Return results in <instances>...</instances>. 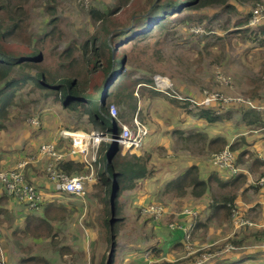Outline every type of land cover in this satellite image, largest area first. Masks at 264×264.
<instances>
[{
  "label": "rangeland",
  "instance_id": "1",
  "mask_svg": "<svg viewBox=\"0 0 264 264\" xmlns=\"http://www.w3.org/2000/svg\"><path fill=\"white\" fill-rule=\"evenodd\" d=\"M229 4L234 8L231 13L221 7L189 10L188 12L183 10L184 15L196 16L203 20L201 23L185 27L170 26L168 31L155 34L147 41L148 47L145 54L136 53L131 44H125L124 50L134 59L130 71H134L133 79L138 81L133 93L136 110L133 112L128 107L115 105V114L111 111V107L109 113L120 128L126 126L130 131L133 130V119H138L145 126L147 137L142 140L141 146L136 148L133 154L142 155L143 151L150 153L147 167L150 175L137 180L133 189L126 190L118 197V202L122 207L121 215L125 221L119 229L118 239H121L122 243L116 248L114 264H159L162 261L152 263L156 249H159L157 252L167 249V252L163 251V260L172 256L174 260L179 257L180 262L190 257L193 253L192 247L208 244L211 234L209 233L204 239L200 236L203 230L198 231L191 242L192 225L194 224L195 227L194 220L198 218L196 216H199L195 213L196 209H192L195 205L187 201V195H181L178 189L166 188V186L189 166L199 164L201 161L203 167H206V172L218 168L230 175L237 173H231L214 165L212 154H207V149L199 140H195L194 137L187 139L191 134L188 132L190 129L203 124L195 117L188 115L181 102L177 103L172 99L171 94L194 98L193 100L196 101L204 98V92L219 94L220 97L240 96L250 100L256 107L262 108L256 112L261 114L262 121H264V0L256 4L229 0ZM117 5L118 0H28L25 5L29 14L27 35L33 45L47 35L40 41H46L45 54L61 53L74 42L79 46L82 40L95 31L96 13H108L110 16ZM90 9L94 10V14L89 12ZM250 13L253 17L250 18L247 26L240 28L242 32L235 31L233 26L247 20ZM215 14L220 16L212 21ZM116 15L117 13L112 16ZM170 20L171 18H168V21ZM223 26L229 29L224 30ZM198 30L199 32H194ZM116 50L118 53L123 51L121 46ZM75 57L80 61L79 53L75 54ZM219 75L227 79L228 83H219L217 81ZM148 77H151L152 83L145 82ZM255 86L259 88L258 95L256 97L246 95V92ZM152 88L157 92L153 98L150 97ZM210 106L218 110L220 103L214 102ZM227 107L233 112L231 119L209 128L211 130L209 136L225 135L233 141L244 134L243 136L246 135L245 137L251 144L247 149L253 148L251 152L255 153L259 161L264 163L262 159L264 156L262 121L246 126L241 121V114L237 113L236 108L240 110L247 107L236 104ZM120 112H122V117L119 116ZM37 114L40 115L39 127L33 128L29 126L27 120ZM0 125L3 126L0 129V171L8 170L27 157L34 156L41 144L52 141L56 147L58 144L60 152L67 157L70 142L68 139L59 137L61 130L94 132L85 114L62 107L61 103L54 101L52 97L44 98L43 91L28 93V86L17 91L15 100L7 107L5 118ZM106 135L109 134L106 133ZM110 140H102L99 143L95 153V162L97 159L99 163L101 162L105 147L112 143ZM89 152L92 155L91 145ZM256 152L259 153L258 156ZM122 154L126 152L122 151ZM202 154L207 155L203 157ZM232 158L238 171L242 170L239 164L248 165L252 161L248 156L243 162L238 163H236L237 160L235 161L234 154ZM47 162L48 159L31 162L28 168L26 167L27 173L30 178L34 176L37 179L33 186L40 189V192H43L48 184L50 185L48 193H56L45 170ZM262 166L264 164L259 167ZM93 168L96 176L99 166L95 164ZM215 173L222 176V172L218 170ZM257 174L259 175L258 171ZM261 178L264 176L253 180L255 186L252 188L262 187L264 192V184H259ZM95 180L96 178L85 184L83 203L68 201L65 200L66 198L56 201L65 207V212L61 219L53 223L56 235L53 240L31 237L23 239L15 236L23 224L20 219L17 220L18 213H22L23 216L28 213L40 215L41 206L38 211H30L12 198H9L10 201L7 204L0 205V209L3 210L0 214L2 221L0 222V264H18L20 259L28 256L24 249H29L32 255L46 258L50 264H99L103 255L108 251L109 241L106 230L103 232L100 227L103 212L99 198L94 196L99 193L98 189L93 188ZM216 184L213 182L208 184L206 189L208 195H216L220 192ZM188 191L190 188L185 189V192ZM251 192L256 198L258 193L253 190ZM251 200L250 193L243 197L245 203ZM154 205H160L164 210L173 213L180 212L182 216L188 217V220L181 223L179 221L181 216H177L176 220H170L175 215L169 214L170 216L165 218L162 214L160 218L154 219L143 214V208ZM186 211L190 213L185 214ZM240 211L242 216H245L248 210L243 212L240 209ZM249 219L252 220V218ZM231 224L234 228L233 223L221 226V229L214 227L220 237L226 236V238L216 246L204 247L202 251L204 254L196 258L192 264L204 260L205 257L207 259L202 264H210L213 260L208 261L207 252L209 250L215 256L219 254L220 261L237 257L241 259V256L246 254L245 250L238 247L225 252L224 249L227 246H235L227 243L233 238L232 235L230 236ZM170 225L175 227L172 229ZM188 226H191V229L185 234L184 228ZM176 243L179 244L178 248H173ZM256 245L251 246L256 247ZM63 247H68L70 253L61 258L59 251ZM151 248L155 250L150 251ZM214 251L215 253H212ZM257 252L261 255V259L246 264H264V251L252 249L250 254Z\"/></svg>",
  "mask_w": 264,
  "mask_h": 264
},
{
  "label": "trees",
  "instance_id": "2",
  "mask_svg": "<svg viewBox=\"0 0 264 264\" xmlns=\"http://www.w3.org/2000/svg\"><path fill=\"white\" fill-rule=\"evenodd\" d=\"M27 1L0 0V122L5 118L7 107L15 100L17 91L28 86V93L43 91L44 98L52 97L54 101L60 102L62 107L85 114L92 130L103 136L106 133L111 136L114 127L117 136L121 132L117 122L110 116L109 108L112 105L128 107L133 112L136 110L133 93L138 81L133 79L134 71H130L134 59L124 50L126 43L131 44L136 53L145 54L148 47L147 41L155 34L168 31L170 26L175 28L201 23L202 18L184 15L189 10L221 7L228 13L234 11L229 0H118V5L110 16L108 13L95 14L96 29L82 40L79 46L74 42L61 53L45 54L47 51L46 41H40L47 35H44L43 39L38 40L35 45L31 43L27 35L29 26V14L25 8ZM239 1H247L252 4L262 2V0ZM183 10L186 11L183 12ZM89 12L94 14L93 9H90ZM116 13V16H112ZM219 16L215 14L211 20L215 21ZM248 17L247 20L233 26L235 31L242 32L240 28L244 25L247 26L252 14L250 13ZM168 18L171 20L168 21ZM222 28L229 29L226 26ZM118 43L121 44L118 45ZM119 46L123 49L122 53H118L116 50ZM77 53L80 55V61L75 57ZM150 78L148 77L145 82L152 83ZM258 90V86H255L252 90L247 91L246 95L256 97ZM155 93L157 92L152 88L150 97L153 98ZM183 98L191 99L185 96ZM174 100L177 103L179 101ZM187 100L180 101L184 111L203 124L202 126L196 125L195 129H190L188 132L191 134L187 139L194 137L195 140H199L207 149V154L213 155L228 147L233 154L237 153L236 163L243 162L244 158L248 156L252 160V166L259 167L264 164L259 161L255 153L247 149L249 143L243 136L244 134L230 144L223 136H209L208 133H211L209 128L231 119L233 113L231 108L228 107L223 113H218L214 106H193ZM236 111L241 114V121L246 126L263 120L261 114L249 108L240 110L236 108ZM119 116L122 117V112ZM262 125L264 127V121H262ZM29 126L39 127V125L32 126L30 124ZM2 127L0 125V129ZM98 160L95 163L99 168L96 171L93 188L98 189L99 193L94 196L99 198V203L102 205L103 218L100 227L103 232L106 230L109 241L108 251L103 255L99 264H114L116 248L122 243V240L118 239L119 229L122 228L125 221L121 215L122 207L118 202V197L126 190L133 189L137 180L150 175L147 170L150 153L143 151L142 155L122 154L121 146L115 142L105 147L101 162L99 163ZM26 167L24 170L25 180L32 184L28 181L25 173L28 171ZM86 169L85 163L78 156H71L57 164V170L69 176L84 173ZM199 169V164L189 166L166 188L178 189L181 191V195H187L190 198L204 196L207 193L208 184L217 180L218 176L212 172L207 179H202ZM113 188L115 190L114 214L111 215L110 196ZM187 188H190V191L185 192ZM100 194L101 196H99ZM9 198L5 192H0V205L7 204L10 201ZM56 201L58 200L44 203L41 206L40 215L28 213L23 229H18L19 232L15 233V236L23 239L27 237L55 239L53 223L61 219L65 212V207ZM210 207L214 214H218V218L226 224L232 223L231 208H239L233 196L217 194L212 195ZM1 213L3 210L0 209ZM243 217L247 218L246 215ZM0 222L2 221L0 220ZM230 236L233 238L227 243L235 246H229L248 247L263 240L264 229L244 226L239 230V233L230 234ZM222 248L224 249V246ZM24 251L28 253V256L25 259H20L18 264H50L46 258L32 255L29 249H24ZM109 251L111 255L107 261ZM210 252L211 250L207 253L212 255L213 261L221 258L220 256L217 258ZM59 253L62 258L65 254H69L70 250L68 247H63ZM202 253L184 258L180 264H192L196 258L201 257ZM257 258H261L259 253L247 255L239 260L225 259L222 263H219L221 260L219 259L213 264H246L256 261ZM161 264L168 263L162 262Z\"/></svg>",
  "mask_w": 264,
  "mask_h": 264
},
{
  "label": "built area",
  "instance_id": "3",
  "mask_svg": "<svg viewBox=\"0 0 264 264\" xmlns=\"http://www.w3.org/2000/svg\"><path fill=\"white\" fill-rule=\"evenodd\" d=\"M194 32L197 33L199 30ZM217 81L219 83H228V80L221 75L217 77ZM171 95L172 98L179 101L187 100L183 97L177 96L175 93ZM204 95V98L200 101L193 99H188L187 101H189L193 106L203 107L210 106L214 102H219L220 108L218 109V113L222 110H226L228 108L227 106L232 104L244 105L254 111L262 110V108L256 107L250 100L240 96L220 97L219 94H208L207 92H204ZM110 109L113 114H115V106L112 105ZM39 120L40 115L37 114L28 119L27 122L32 126H38ZM133 120L134 129L130 131L126 126H123V128L121 127L120 135L117 136L115 140H113L109 135L103 136L95 132L61 130L59 132V137L68 139L70 142V150L67 157L57 149L53 141L41 144L34 156H30L27 159L18 162L14 167L8 170L0 171V192H5L7 196L19 203H22L24 207L30 211H38L43 203L55 199L66 198L65 200L68 201H78L83 203V198L85 196V184L95 179V170L93 165L96 163L95 153L99 143L102 140L109 141L111 138L110 141L118 143L122 147L123 152L131 154L136 148L141 146L142 140L147 137L145 126L142 125L138 119ZM90 145L92 155H90L89 152ZM232 154L233 153L227 147L219 153L213 154L211 156L212 162L219 168L225 169L231 173H236L238 169L234 166ZM71 156H78L85 163L87 169L84 173L69 176L57 170V164ZM40 159H48L45 170L48 175V180L54 185V189L56 191L55 194L40 193V191H38L32 184H29L25 180V167L31 162L38 161ZM262 159L264 160V156ZM259 184H264V178L259 180ZM142 212L154 219H158L162 216V214H164V209L160 205H154L152 207L143 208ZM184 213L189 214L190 212L186 211ZM231 219L235 230H240L244 226L249 228H264V223H254V221L244 218L240 209L236 207L231 208ZM170 227L173 229L175 226L170 225ZM190 229L191 226L184 228V233L187 234ZM256 248L264 251V238L258 245H256ZM233 249H235V247L227 246L225 248V252H230ZM208 256V258H211V255L208 254ZM206 259L207 257L196 264H202Z\"/></svg>",
  "mask_w": 264,
  "mask_h": 264
},
{
  "label": "crops",
  "instance_id": "4",
  "mask_svg": "<svg viewBox=\"0 0 264 264\" xmlns=\"http://www.w3.org/2000/svg\"><path fill=\"white\" fill-rule=\"evenodd\" d=\"M221 124V123H219ZM214 126V125H213ZM212 126V127H213ZM210 134V133H208ZM220 136H223L226 138V140H228V143H232L234 141H236L235 139L233 141H231V139H229V137L225 136V135H220ZM246 136V135H245ZM246 141L249 143V146L251 145L250 142L248 141V139L246 138ZM227 148V147H226ZM230 150V149H229ZM250 151L253 150V148H249ZM233 153V152H232ZM257 153V156H258V152ZM215 154V153H214ZM237 154V153H236ZM236 154L234 153V157H235V161H236ZM201 156L205 157L206 155L205 154H202ZM46 161V160H45ZM203 162H199V166L200 168H202L199 172L200 176L202 179H207L210 174L212 172H210L211 170H213V172H215L216 170H218L219 172H222V176L218 175L217 174V180H214L213 181V184L214 183H217L216 186L218 187V189L220 190L219 193H217V195H224V196H233L234 197V200H235V203L237 204V206L243 210V212H246L247 210V217L248 219L249 218H252L249 219L251 221H254V223H258V224H263L264 223V217L262 215H264V192H263V188L260 187H253L252 186H255L254 183H253V180L256 179V178H260V177H263L264 176V166L262 167H254L252 166V161L250 164L248 165H240V167L242 168V170L239 169V171H237V173L235 175H230L229 173L225 172V171H222V170H219V169H210L209 171H205L206 167H203ZM257 171L259 173V175L257 174ZM27 174V177L30 178L28 176V173L25 172ZM225 173V174H223ZM255 176V177H254ZM30 182L32 183V185H34L36 182H37V179L32 176L30 178ZM49 186L50 185H46V189L42 192V193H48L49 191ZM40 190V189H39ZM254 191L257 194L256 198H255V195L251 192V191ZM223 191V192H222ZM208 193V192H207ZM204 194V196L200 197V198H190V197H187V201H191L195 207L192 208L193 210L196 209V214L199 216H196L198 217L197 219L195 218L194 222H195V227H194V224L192 225L193 226V231L191 233V242L194 240V238L196 237V233L200 230H203L202 233H200V236L202 238H206V236L210 233L211 236H209L211 238L210 242L206 245H199V246H194L192 247L193 248V253L190 254V256H192V254H195L197 252H202L204 247H212V246H216L217 244H219L223 239L226 238L225 237H220V235H218V231L214 228V227H217V229H221V226H225L226 223H223L219 218H218V214H214V212L212 211L211 207H210V202H211V198H212V194L211 195H208V194ZM247 193H250V195L252 196V200L250 202H247L245 203L246 201H243V197H245V195ZM48 194H55V193H48ZM55 200H58V199H55ZM60 200V199H59ZM50 202V201H48ZM78 203V201H76ZM197 202V203H195ZM82 203V202H80ZM62 205V204H61ZM197 206H200V207H203L202 209L198 208ZM254 208V209H253ZM250 210V211H249ZM252 212V213H250ZM169 214L171 215H175L173 216L170 220H176V217L177 216H181L179 221L181 223H184L188 220V217H185V216H182L181 213H173V212H170L168 210H164V214H163V217L167 218L168 216H170ZM27 216V214H26ZM26 216H23V214L21 213H18V216H17V220L20 219V222L22 224L21 228L19 229H23V226H24V220L26 218ZM256 228H259V227H256ZM261 229H264V228H261ZM231 234H236V233H239V230H235L233 227H232V224H231ZM174 233H179L177 231H173ZM194 244V243H193ZM179 244H175L173 246V248H178ZM193 246V245H192ZM172 248V247H171ZM241 250H245L244 252L246 253L245 255L241 256V257H245L247 255H250L251 253V250H259L258 248H256L255 246H248V247H242V248H239ZM154 249L151 248L150 251H153ZM159 249H156L154 251V255H155V259L152 260V263H159V262H166L168 264H173L175 262H177L178 264H180L178 258L177 259H173V257H166L164 258L163 260V251L164 252H167L166 250L167 249H162L160 250L159 252H157ZM261 251V250H260ZM259 253V252H257ZM160 254H162V256H160ZM204 254V253H202ZM209 254V253H207ZM220 255H216V257L218 258ZM184 258V257H182ZM212 258V256H211ZM209 258V260L211 259ZM219 259L221 258H218L216 259L215 261H218ZM239 259V257L237 258H233L232 260H237ZM261 258H257L256 261L260 260ZM208 260V261H209ZM212 260V259H211ZM214 261V262H215ZM254 261V262H256ZM161 262V263H162ZM213 262V263H214ZM222 261H220L219 263H222ZM159 263V264H161Z\"/></svg>",
  "mask_w": 264,
  "mask_h": 264
},
{
  "label": "water",
  "instance_id": "5",
  "mask_svg": "<svg viewBox=\"0 0 264 264\" xmlns=\"http://www.w3.org/2000/svg\"><path fill=\"white\" fill-rule=\"evenodd\" d=\"M116 138H117V132H116V129H115V127H114V128H113V133H112V139L115 140ZM113 143H115V142H112V144H113ZM114 198H115V190H114V188H113L112 191H111V196H110L111 215L114 214V211H113ZM110 255H111V252L108 254V259H107V261H109Z\"/></svg>",
  "mask_w": 264,
  "mask_h": 264
}]
</instances>
